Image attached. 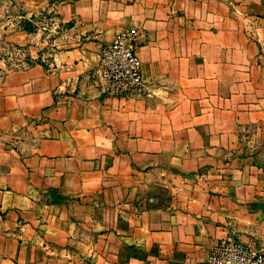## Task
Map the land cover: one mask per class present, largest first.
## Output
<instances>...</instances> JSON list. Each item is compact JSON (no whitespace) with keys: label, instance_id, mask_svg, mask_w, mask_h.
<instances>
[{"label":"crops","instance_id":"1","mask_svg":"<svg viewBox=\"0 0 264 264\" xmlns=\"http://www.w3.org/2000/svg\"><path fill=\"white\" fill-rule=\"evenodd\" d=\"M14 2L0 264H207L231 235L264 246V0ZM124 31L150 98L96 81Z\"/></svg>","mask_w":264,"mask_h":264},{"label":"built area","instance_id":"2","mask_svg":"<svg viewBox=\"0 0 264 264\" xmlns=\"http://www.w3.org/2000/svg\"><path fill=\"white\" fill-rule=\"evenodd\" d=\"M46 23L48 24L43 25L42 29L50 43L60 31V25L52 18H48ZM0 48L5 51L10 47L3 45ZM13 53V57L0 60L3 63L7 60L12 61L8 70L20 68L22 52L16 49ZM0 74L2 76L1 72ZM96 81L102 92L109 97L143 100L152 96L143 77L135 32H121L109 45L102 48ZM207 264H264V246L258 249L236 240L231 235L211 249Z\"/></svg>","mask_w":264,"mask_h":264},{"label":"rangeland","instance_id":"3","mask_svg":"<svg viewBox=\"0 0 264 264\" xmlns=\"http://www.w3.org/2000/svg\"><path fill=\"white\" fill-rule=\"evenodd\" d=\"M15 7H16V5H15L14 0H0V37L6 36L7 31L10 28L14 27L15 21L11 15V11H12V9H16ZM249 21H250L251 29L248 30V33L251 37L255 38L256 29H254V28L256 25V20L249 19ZM3 45H7V44L0 43V47H3ZM7 46L10 48L9 49L6 48L7 50H5V51L0 48V60L1 61H3V59H8V58L13 57V55H14L13 51L18 49L16 47H12L10 45H7ZM14 48H16V49H14ZM1 61H0V65H2V66L4 65L5 66L4 68L6 70H8V68L9 69L11 68V64H12L11 60L5 61L8 64L3 63ZM2 71H5V70H2V68L0 67V72L2 73ZM0 76H1V74H0Z\"/></svg>","mask_w":264,"mask_h":264},{"label":"trees","instance_id":"4","mask_svg":"<svg viewBox=\"0 0 264 264\" xmlns=\"http://www.w3.org/2000/svg\"><path fill=\"white\" fill-rule=\"evenodd\" d=\"M25 30L27 31H33L34 28L31 25H26L25 27H23Z\"/></svg>","mask_w":264,"mask_h":264}]
</instances>
